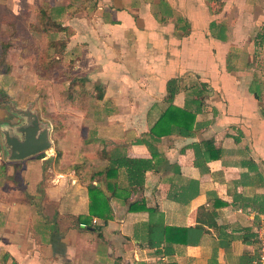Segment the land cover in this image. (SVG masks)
I'll return each instance as SVG.
<instances>
[{
	"label": "crops",
	"instance_id": "0c3cea01",
	"mask_svg": "<svg viewBox=\"0 0 264 264\" xmlns=\"http://www.w3.org/2000/svg\"><path fill=\"white\" fill-rule=\"evenodd\" d=\"M46 16L63 29L33 30L75 64L38 66L61 95L33 110L48 151L11 157L5 137L22 138L23 119L0 102V264H252L264 214V0H67ZM170 104L193 114L191 134L172 127L153 141ZM128 158L150 162L140 184ZM155 224L200 234L150 246Z\"/></svg>",
	"mask_w": 264,
	"mask_h": 264
},
{
	"label": "rangeland",
	"instance_id": "374dc122",
	"mask_svg": "<svg viewBox=\"0 0 264 264\" xmlns=\"http://www.w3.org/2000/svg\"><path fill=\"white\" fill-rule=\"evenodd\" d=\"M61 1L67 0H0V102L12 100L18 108L28 107L33 111L40 107L47 109L49 97L48 103L54 107L60 105V101L56 102L61 96L59 87L49 80L39 79L43 74L38 66L75 64V60L62 45V49L55 47L58 53L55 49L48 53L46 42L50 36L47 39V36L36 33L33 28H36L35 25L40 28L38 19L41 9L40 12L36 10L39 6L46 13L51 4ZM43 2L47 4L43 5ZM45 28L49 35L57 27L55 22L49 20ZM60 40L64 41L63 35ZM68 86L71 93L77 92L76 83ZM86 102L81 101L84 104ZM50 119L56 122L57 116L52 115Z\"/></svg>",
	"mask_w": 264,
	"mask_h": 264
},
{
	"label": "trees",
	"instance_id": "16d2710c",
	"mask_svg": "<svg viewBox=\"0 0 264 264\" xmlns=\"http://www.w3.org/2000/svg\"><path fill=\"white\" fill-rule=\"evenodd\" d=\"M40 12V10H39ZM49 16H46V13L43 8H41V20L40 23L42 26H45L46 23L49 21ZM39 23V26H40ZM56 24V23H55ZM37 28V26L35 25ZM57 29H63L61 25H57ZM45 28V27H44ZM4 45V44H3ZM173 96V91L169 89V96L168 99L171 101ZM192 122H193V114L178 109L177 107L170 104L166 110L161 114V116L157 119V121L153 124L151 127L148 135L151 137L153 141H157L158 138L161 135H166L170 132L172 127H175L177 129V133L181 135H189L191 134V131L189 129L192 128ZM149 148H150V141L144 140L143 141ZM125 166L127 167V171L129 173V176H131L133 179L129 181L130 184H140L142 182V179L139 178L140 173L144 172L148 167H150L149 160L145 159H125ZM120 165V164H118ZM91 190L98 189L94 185L91 186ZM90 212L94 214V199H91V209ZM200 234V228L199 227H188V228H177V227H165L162 226V224H159V226L155 225H149L147 230V236L148 239L156 240L158 238L157 243H150V246L159 245L162 239L169 238V236H185L187 241H196Z\"/></svg>",
	"mask_w": 264,
	"mask_h": 264
},
{
	"label": "water",
	"instance_id": "95a60500",
	"mask_svg": "<svg viewBox=\"0 0 264 264\" xmlns=\"http://www.w3.org/2000/svg\"><path fill=\"white\" fill-rule=\"evenodd\" d=\"M1 105L6 106L7 110L11 113L15 114L17 112L18 116L23 119V122L20 124L22 128H20L21 130L19 129V132L23 137L17 138L13 135H7L5 137V145L12 150L11 157L24 158L33 154L41 153L52 146L48 134V127L40 126V121L34 112H30L28 109L18 110L12 100H7ZM18 125L19 123H16L13 128ZM1 131L0 127V132ZM15 149L17 150L16 152Z\"/></svg>",
	"mask_w": 264,
	"mask_h": 264
},
{
	"label": "built area",
	"instance_id": "2783aa9c",
	"mask_svg": "<svg viewBox=\"0 0 264 264\" xmlns=\"http://www.w3.org/2000/svg\"><path fill=\"white\" fill-rule=\"evenodd\" d=\"M97 219L92 218V222L96 223ZM256 255L252 264H264V214L261 215L260 221L255 229Z\"/></svg>",
	"mask_w": 264,
	"mask_h": 264
}]
</instances>
